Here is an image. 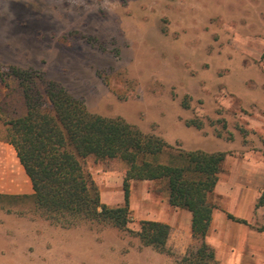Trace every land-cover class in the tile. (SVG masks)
Wrapping results in <instances>:
<instances>
[{"label": "rangeland", "instance_id": "374dc122", "mask_svg": "<svg viewBox=\"0 0 264 264\" xmlns=\"http://www.w3.org/2000/svg\"><path fill=\"white\" fill-rule=\"evenodd\" d=\"M72 30L104 39L107 51L63 37ZM263 51L264 0H0V64L32 65L89 111L120 116L174 147L227 153L212 200L224 217L243 201L247 223L227 217L222 231L216 219L208 243L218 264H264ZM185 94L189 108L180 105ZM191 118L203 126L187 125ZM84 163L101 201L120 205L124 164ZM11 209L0 207V264H178L196 243L171 227L170 253H160L110 226L52 224L28 199ZM129 209L132 231L155 211L167 215L164 182L131 180ZM228 233L242 243L220 245Z\"/></svg>", "mask_w": 264, "mask_h": 264}, {"label": "trees", "instance_id": "16d2710c", "mask_svg": "<svg viewBox=\"0 0 264 264\" xmlns=\"http://www.w3.org/2000/svg\"><path fill=\"white\" fill-rule=\"evenodd\" d=\"M63 37L83 39L85 44L107 51L105 40L93 35L72 30ZM260 57L264 58V51ZM97 74L108 84L106 70L98 69ZM0 85L5 88L0 99V140L13 146L32 187L30 195L0 194L1 208L11 212L12 204L28 199L32 210L52 224L110 226L133 234L141 246L170 253L167 240L171 228L167 223L141 219L137 230L128 229L130 181H162L168 204L189 212L190 234L196 242L177 263L218 264L206 235L217 208L212 195L225 151L177 148L120 116L91 112L82 98L32 65L0 64ZM190 101L185 94L180 105L189 108ZM186 124L201 128L203 121L191 118ZM87 157L124 164L120 205L101 201L85 167ZM227 217L247 223L230 213Z\"/></svg>", "mask_w": 264, "mask_h": 264}, {"label": "crops", "instance_id": "0c3cea01", "mask_svg": "<svg viewBox=\"0 0 264 264\" xmlns=\"http://www.w3.org/2000/svg\"><path fill=\"white\" fill-rule=\"evenodd\" d=\"M32 193V187L29 180V177L25 173L22 165L20 164L15 150L13 146L5 141L0 140V194L4 195H30ZM237 202V201H236ZM241 202H237L236 209L234 210L235 216L239 218L245 219V213L247 212L245 204ZM165 208V207H164ZM168 214L165 215L162 212H156L155 211V220L161 221L164 223H167L170 228L172 227H180L183 229L185 238L189 239L191 238L190 234V214L187 210L172 207L168 204ZM220 213V214H219ZM223 211L218 210L215 208L212 212L211 217V223L209 230L206 235V240L209 243H212L210 241L211 232L217 230L219 226L216 225V219L220 220V226L221 230L223 231L224 228H222L223 224L226 226H230L229 224H226V222L229 220L227 217H224ZM227 216V215H226ZM231 222V221H228ZM238 226H244L242 223L236 222ZM169 239V238H168ZM219 243L220 245L231 243L240 244L242 243V237L239 235H233L232 233H228L225 236L219 235ZM244 243L251 244L253 241V238H247ZM168 244V240H167ZM232 245V244H231ZM215 257L218 260H220V255L218 253V250L215 246ZM159 253H155V263L157 262L159 258ZM176 264V263H172Z\"/></svg>", "mask_w": 264, "mask_h": 264}]
</instances>
